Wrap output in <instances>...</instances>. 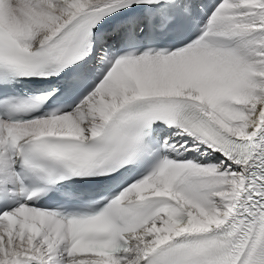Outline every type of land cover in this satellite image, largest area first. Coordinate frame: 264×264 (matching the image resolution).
<instances>
[{
    "label": "snow or ice",
    "instance_id": "6c2138e0",
    "mask_svg": "<svg viewBox=\"0 0 264 264\" xmlns=\"http://www.w3.org/2000/svg\"><path fill=\"white\" fill-rule=\"evenodd\" d=\"M0 264H264V0H0Z\"/></svg>",
    "mask_w": 264,
    "mask_h": 264
}]
</instances>
